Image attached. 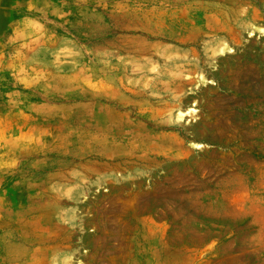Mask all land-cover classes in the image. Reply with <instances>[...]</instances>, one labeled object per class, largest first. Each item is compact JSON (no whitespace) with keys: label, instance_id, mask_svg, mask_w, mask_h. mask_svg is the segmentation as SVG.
Returning <instances> with one entry per match:
<instances>
[{"label":"rangeland","instance_id":"374dc122","mask_svg":"<svg viewBox=\"0 0 264 264\" xmlns=\"http://www.w3.org/2000/svg\"><path fill=\"white\" fill-rule=\"evenodd\" d=\"M0 264H264V0H0Z\"/></svg>","mask_w":264,"mask_h":264},{"label":"bare ground","instance_id":"6f19581e","mask_svg":"<svg viewBox=\"0 0 264 264\" xmlns=\"http://www.w3.org/2000/svg\"><path fill=\"white\" fill-rule=\"evenodd\" d=\"M230 50V49H229Z\"/></svg>","mask_w":264,"mask_h":264}]
</instances>
